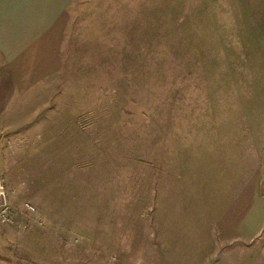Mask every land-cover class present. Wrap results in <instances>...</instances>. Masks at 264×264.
Here are the masks:
<instances>
[{
  "label": "rangeland",
  "instance_id": "1",
  "mask_svg": "<svg viewBox=\"0 0 264 264\" xmlns=\"http://www.w3.org/2000/svg\"><path fill=\"white\" fill-rule=\"evenodd\" d=\"M65 19L52 75L18 84L0 51V178L44 224L0 225V264H264V236L234 231L264 193V0Z\"/></svg>",
  "mask_w": 264,
  "mask_h": 264
},
{
  "label": "crops",
  "instance_id": "2",
  "mask_svg": "<svg viewBox=\"0 0 264 264\" xmlns=\"http://www.w3.org/2000/svg\"><path fill=\"white\" fill-rule=\"evenodd\" d=\"M73 1L0 0V51L13 81L23 85L38 80L42 73L57 72L50 64L58 58L67 29L66 13ZM28 64L36 70L34 78L22 70ZM258 137L256 148L264 149V134ZM257 166L258 174L264 178V155L259 154ZM234 231L238 238L250 242L264 236V193H258L257 187Z\"/></svg>",
  "mask_w": 264,
  "mask_h": 264
},
{
  "label": "built area",
  "instance_id": "3",
  "mask_svg": "<svg viewBox=\"0 0 264 264\" xmlns=\"http://www.w3.org/2000/svg\"><path fill=\"white\" fill-rule=\"evenodd\" d=\"M0 225L25 232L29 227L42 228L37 207L29 201H18L15 190L8 189L5 179L0 178Z\"/></svg>",
  "mask_w": 264,
  "mask_h": 264
}]
</instances>
